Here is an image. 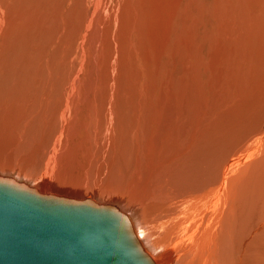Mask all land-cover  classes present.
Wrapping results in <instances>:
<instances>
[{"label":"rangeland","instance_id":"374dc122","mask_svg":"<svg viewBox=\"0 0 264 264\" xmlns=\"http://www.w3.org/2000/svg\"><path fill=\"white\" fill-rule=\"evenodd\" d=\"M261 1L259 3L258 0H100V2L99 0H0L5 6L3 14L0 5V13L3 14L0 15V18L4 17L3 26L0 20L2 27L0 28V63L1 61L5 62L4 74H0V105H2L0 106V130L6 127L4 130L6 137L0 136V149L2 150V152L0 151V165L6 167L2 171L11 168L10 170L15 171V174L17 173L23 179L17 180L35 182L30 183L31 186L48 180L52 184H56L57 187L59 185L60 189L62 185L66 184L65 186L70 185V191L77 188L76 193L99 192L103 195L102 197L106 196L105 198L111 200L108 195L115 191L111 190V192L110 189L122 186L124 177H127H125L126 180L129 177L125 171L124 174L119 173L115 165L111 168L112 162L110 163V161H119L121 153L119 150H124L122 148L124 145L121 142L120 144L117 142V144L112 139L114 133L109 134L110 130L104 121L106 118L112 117L105 116L107 115L104 114L105 110L108 106L111 110L114 108L115 111L112 110L109 114L114 119L118 118L124 122L128 116L124 111L125 107L128 110L135 100V96L150 95L148 92L153 89L155 92L151 91L152 95H156L154 100L158 105L161 102L159 108L163 109L166 105L165 107H173L174 110L179 111L180 107L185 109L187 106L195 111L199 101L203 105L204 101L202 102V100H206V102L210 100L212 106L203 113L200 119L202 126L199 133L203 134L204 132L203 135H206V129L209 130L214 125L216 126L215 130L218 126L221 127L227 123L232 125L236 123L237 120L231 122L232 117L230 118L231 115H229L233 112H237L233 115H237L239 120L246 118L243 123L248 126V129L253 131L258 127L259 132L262 125L258 124L264 123V103L260 109L257 106L261 100L264 101V50H262L264 47V0ZM94 11L97 12L95 15ZM239 32L244 35L241 36ZM93 40L97 41L96 51ZM250 69L255 70V73L254 71L248 73ZM72 78L78 85H76L74 97L70 96L66 100L71 104V108H68L70 109L68 116L72 119L68 117V124L71 125L76 116L74 99L76 103L79 101H76V95L83 92L82 90L88 89L87 86L91 84V88H93L91 91L94 94L92 99L94 97V100L99 101L100 99V104H96V100L92 101L93 103L88 101L93 105H100V107L102 105V109L105 108L104 112L101 111L102 113H99V110L96 112V116L102 121L94 124L96 127H100L98 131L97 128H93L95 126L91 125V128L88 129L89 133L86 127L78 125L80 122H84L82 120L86 118L85 113L81 115V119H78V123L74 122L77 125L70 126V129L73 130L69 129L70 133L67 131L69 125L61 124H64L65 116L63 119L60 116L62 122L59 121V107L65 101L63 96L66 95L63 90L70 87V84L67 83ZM163 86H167L166 90ZM250 87L256 91L252 90L253 93ZM256 87L257 89H255ZM236 88L241 90L240 93H237ZM137 92L139 93L137 94ZM43 93L50 95L47 94L50 97L47 108V105L44 106L42 103ZM248 93L250 94L248 95ZM197 94L199 95L197 96ZM157 97L161 98L160 102ZM108 98L111 103L110 100L107 101ZM254 99L255 104L253 103ZM114 100H117L119 106L114 104ZM243 100L245 101L243 102ZM101 102H105L106 106ZM33 103L35 106L33 105L32 109ZM126 103L128 108L125 106ZM239 103H243V105ZM194 104L197 106L195 107ZM12 105L18 109L19 118L12 113L11 110H14ZM38 105L41 107L38 108ZM253 106L254 108H252ZM117 107L119 111L116 109ZM31 109L35 111L39 109L37 114L48 113L47 118L39 116L29 122L26 112ZM121 111L124 115L120 113ZM109 114L108 116H110ZM114 114H116L115 117ZM247 114H249L248 117ZM3 121L4 123L7 121V123L4 125ZM203 124L204 128L206 127L205 130ZM60 125L63 126L62 129H60ZM22 126L24 127L22 128ZM25 127L27 133L23 132ZM77 129L80 130L79 134L81 135H78ZM183 129L185 132L186 128ZM6 130L12 132L9 133L10 137H7ZM17 131L22 141L19 134L17 136ZM21 131L26 136L21 135ZM71 132H75L74 135ZM86 136L89 137V140L85 139ZM95 136L99 138H95ZM198 140L196 142H202V137ZM224 140V143L219 142L222 144L221 147L217 143L219 146L212 144L210 149L220 147V150L217 148L218 150H214V153L209 150L212 155L215 154L214 157L218 156L219 159L215 157L217 163H221L219 161L222 160L224 163L226 160L224 157H230L228 152L232 155L237 150L230 149V145L234 141L232 136ZM15 145H18L21 150ZM55 146L56 148L58 146L59 151H65L64 157L56 153L55 159L58 163L63 164L62 166L58 163L60 166L56 165L55 159L52 160L47 156ZM71 148L78 151L77 153L81 152L70 158L68 155ZM200 148L198 151L201 150ZM45 151H47L46 154ZM104 153L109 157L104 156L106 155ZM210 153L206 152V155L208 156ZM224 153L227 154L224 155ZM74 161L77 162L74 163ZM78 163L81 166H78ZM104 166L110 168L107 170V168L104 169ZM119 166H121V160ZM220 167L215 171L219 172ZM115 171L116 173H114ZM117 174H121L120 180L117 179ZM216 174L218 173L216 172ZM7 176L12 177L9 174ZM117 180L120 183H117ZM69 182L73 183V186ZM66 189L68 190V188L64 190ZM127 197H125L126 200ZM97 200L100 202L99 199ZM103 202L110 203L107 200ZM147 231L154 237L158 235L153 232L152 228ZM178 262H180L179 259Z\"/></svg>","mask_w":264,"mask_h":264},{"label":"bare ground","instance_id":"6f19581e","mask_svg":"<svg viewBox=\"0 0 264 264\" xmlns=\"http://www.w3.org/2000/svg\"><path fill=\"white\" fill-rule=\"evenodd\" d=\"M258 2L260 3L262 1L258 0ZM2 3L3 2H0L1 11L3 13L5 6ZM2 13H0V15L4 14ZM96 13L97 12L94 11V15ZM3 18L2 16L0 18L2 26H3V22H2ZM0 28H2L1 25H0ZM88 28H89V24H88ZM97 32H100V31H97ZM242 34L241 36L244 35ZM3 36H5L4 33H3ZM97 37L98 36H96V38ZM93 46H94V50L96 51V48H97L96 40H93ZM263 48L262 50H264ZM97 54H98V51H97ZM4 63L2 61L0 63V74H4V70H5ZM258 66L260 68V65ZM250 71H254L255 73V70H251V69L248 70V73ZM253 82H256V81H253ZM67 84H70V87H68L66 90L64 88L63 91L65 92L66 95L65 97L63 96V98H65V101L63 102L62 105L60 104L61 106L59 107V121H61L60 116L62 117V119L64 118V116L66 118V120L64 121V124L61 123L62 121L59 123H61L64 126L69 125L68 117L70 118V116H68L69 115L68 111L70 109L68 108H71L70 102L68 101L66 102V100L70 96L74 97L73 95L76 94L75 88H77L76 85H78L76 84V80L73 78L72 80L70 79ZM167 84H164V85H167ZM251 86H252V83H251ZM254 86H255V83H254ZM91 87L92 86L90 84L87 86L88 89L82 90V88L81 89L79 88V90L83 91L81 92L82 94L79 92L75 97L77 98L76 101L78 100L79 101L76 103L74 99V110L76 113L74 122L78 123L77 122L78 119H81V115L85 113L86 118L82 120L84 122L83 123L80 122L78 125L86 127L87 131L89 128H91L90 127L91 125L95 126L94 124H97L98 121H101V119L99 120L98 117L96 116L97 110H99V113L101 111L104 112L105 110V108L102 109V105L101 107L100 105H96V104H100L99 103L100 99L99 101L95 99L97 103L94 102L96 104L94 105L92 104L93 103L92 101H95L94 100L95 97L92 99L94 94L91 91L93 89ZM166 87H164L165 90H166ZM155 88H157V86H155ZM255 89H257V87ZM250 90L252 91L254 89L251 88ZM151 91L149 90L148 92V94L150 93V95L145 94L142 96L141 95L135 96V100L133 99L134 101L132 102V105L130 108H128L127 103H126L127 105L125 104L128 110H126V107L124 106L125 107L124 111L126 112V114H128V116L124 120V122H121L118 118L114 119L113 116L109 114L110 111L112 110L115 111L113 107H112L113 109L111 110L108 106L105 110L106 112L104 113V114H107L105 116L112 117L109 119L106 118V120L104 121L108 126L107 127L108 130H110L109 134L110 133L115 134V135L112 134V139L115 140L116 143L118 142L120 144L121 142L125 147V148L122 147L124 150H119V152L121 153H120V159L118 162H113V160L110 161V163L112 162L111 168H113V165H115V168L116 170H118L119 173L124 174V171H125V173L126 172L128 173V177H129L128 180H126L127 178L126 176H125L126 178L124 177L125 181L123 179V183H121L122 186L113 187V189L112 188L110 189V191L114 190L117 193V196H116V193L114 192L115 193L114 194L112 191H111L112 194L108 195L109 197H111L110 198L111 200H109V198L108 199L105 198L106 196L102 197L103 195H101L99 192H90L88 194L78 193V192L76 193L75 190L77 188L74 191L72 190L70 191L69 190V188H71L70 185H68L69 186L68 187V186H65L66 185L65 184L64 186L65 188H68V190L67 189L64 190L65 188H63L64 187L63 185L60 189L58 188L59 185L57 187L55 186L56 184H52L48 180L47 181L43 180L44 182L40 184L36 183L32 187H37L39 190L47 194L66 196L68 198H76V199L90 198L100 204L114 205L118 209V211L120 210L122 213H125L131 219L134 230H135V234L141 244V247L143 248V250H145L146 252L150 254L155 264H179V263L180 264H264V123L261 122V124H258V121H256L259 126L262 125V128H260L261 130L259 129L260 130L259 132H258V127H256V129L252 131V129L251 130L248 129L247 128L248 126H246L243 123V120L246 118H244L243 115L239 112V114H241L242 117L244 118L242 119L241 117L242 120H239L236 117L237 115H233V114H236L237 112H233V113H230L229 115H231L230 118L232 117L231 122L232 120L233 121L237 120L236 123H234L233 125L231 123H230L231 125L227 123L221 127L218 126L216 128L217 130L216 129L214 130V128L216 127L215 125L212 126L211 129L205 130L206 127L204 128V124H203L204 130L207 131V133H205L206 135H203L204 132L203 134L199 133V131L201 130V126H202V123H200L201 122L200 119L203 113H205V111H207L212 106L211 105L212 102H209L210 100H208V102H206V100H202V102L204 101L203 105L202 103H200L201 101L197 103V105L199 104L198 106L194 104L195 107L197 106L195 108V111L188 108L187 106L186 108H188L189 110L186 108L183 109L184 107L183 108L180 107V110L178 111V110H174L173 107H169V106L165 107L166 105L164 106V104H163L164 106V109H163V108H159V106L161 105V102H160L161 98L157 97L159 98V102H160V104L158 105V103L154 100L156 95H152V93L155 91L153 92ZM240 91L241 90H238L237 93H240ZM138 93L139 92H137V94ZM47 94L46 95L44 94L42 98L40 97L43 101L41 102L44 104V106L45 104L47 105L46 108L48 107L49 98H50L49 97L50 95L48 94L49 95L48 96ZM249 94L250 93H248V95ZM198 95L199 94H197V96ZM238 96L240 95L238 94ZM34 97H37V96H34ZM81 97L82 99L80 100ZM110 98L112 99V96ZM88 100L91 101L92 103H90ZM108 100L110 99L108 98L107 101ZM107 101L106 103H108ZM114 101L116 102L117 100H114ZM244 101L245 100H243V102ZM109 102L111 103V100ZM115 102L114 104H117V102L116 103ZM250 102H252V100ZM254 102H256L255 99L253 100V103ZM106 103L101 102V104H105V106H106ZM237 103L235 104L237 105ZM263 103L264 101L261 100L260 103L257 105L259 109ZM173 104H176V103H173ZM33 105L34 103L32 104V109H33ZM241 105H243V103ZM117 106L119 105L117 104ZM37 107L39 108L41 106L38 105ZM120 108H121L120 110H122V107ZM252 108H254V106ZM32 109L26 112L28 113V117H27L28 119L27 118L26 119L29 120V122L33 121L39 116L44 117L45 119L47 118L48 113L46 114V112H42V113L37 114V111L39 109L38 110L36 109V111ZM116 109H118V107ZM11 111L13 114H15V116L18 117L19 111L17 108L14 107V110H11ZM114 111L113 113H115ZM165 111H168V112H165ZM15 112H18V113H15ZM120 113H122V111ZM108 114L110 116H108ZM115 115L116 114H114V117ZM248 115L249 114H247V117ZM3 117L1 118L3 119ZM99 117H100V114H99ZM117 117L121 118L122 116H117ZM82 118L84 117L82 116ZM70 119H72V117ZM74 122L71 125L67 126L68 132H69L70 126L72 127L73 124L77 125ZM6 123H4V125ZM62 125H60L61 126L60 129H62L63 127ZM23 127L24 126H22V128ZM184 127L186 128L185 132L183 129ZM5 128L6 127L0 130V136H5L4 134ZM93 128L94 129L97 128L96 130L98 131V128L100 127L95 126ZM65 129H63V131ZM71 129L70 131H73ZM26 130L27 128L25 127L23 132H26ZM18 131H17V136L19 134ZM79 131L80 130H78V135H81L79 134ZM9 133L11 134L12 132L8 130L7 137L10 135ZM20 133L21 135L23 134L22 131ZM74 133L75 132L73 133L71 132L72 135H74ZM23 135L26 136V134H23ZM230 136L234 138V141L229 140V141H232V144L230 145V149L232 148L235 150L237 149L236 152L233 153L232 155L230 152H228L229 153L228 155H230V157L229 158L227 157L228 160L226 157H224L226 159L224 163H222L223 160L219 161L221 163L215 162V157H217V159L219 158L218 156L214 157L213 155L215 154L212 155L210 151L211 152L213 151L212 153H214L215 152L214 150H216L217 148H219L220 150V147L222 144H219V142L221 141V143H224L223 142L225 141L224 139H227L228 137L230 138ZM67 137H69V134L67 135ZM97 137L98 136H95V138ZM201 137H202V142L200 143L196 142ZM19 138H21L20 134H19ZM85 139L89 140V137L86 136ZM242 139L244 140L240 142ZM21 141H22V138H21ZM198 141H201V140H198ZM82 143L84 142L82 141ZM106 143L109 144V142L107 141ZM217 143L220 145V147L210 150L212 148V144H217ZM13 144H16V143H13ZM218 144L217 146H219ZM16 147L18 148V145ZM198 147L199 148L201 147L200 148L201 150H199L200 152L198 151L199 149ZM55 148L56 146L53 148V151L50 150L48 152L49 155H47L52 160L56 158L57 156L56 153L60 154V156H63L65 152L64 150H61L62 148L60 149L61 151H59V149H57L58 146L55 152ZM66 148H69V147H66ZM18 149L21 150V148H18ZM10 150H13V149L10 148ZM0 151L2 152L1 149ZM77 152L78 151H74V149L71 148L68 157L73 158L75 154H79L81 151H79V153ZM206 152L207 153L209 152L211 156L210 155L207 156ZM44 153L46 154L47 151H45ZM226 154L224 153V155ZM104 156H107V154ZM73 160H76V159H73ZM120 160H121V166H119ZM55 161H56V165L60 164L57 162L56 159ZM75 162L77 161H74V163ZM68 163L70 162L68 161ZM79 163H78V166L79 165L81 166V164ZM215 163L217 164L216 166H215ZM218 164H221L222 166L220 167ZM1 165H0V175L5 174L2 176H7L9 174L16 180L17 179L23 180L20 177V175H17V173L15 174V171L10 170L11 168L10 169L7 168L4 171H2L6 167H3ZM60 165L62 166L63 164H60ZM66 166L68 165L66 164ZM217 166L220 167L219 172L215 171L216 168H219ZM105 168L107 167L104 166V169ZM108 168L110 167L108 166ZM216 172L218 174H216ZM107 173L110 174L109 172ZM114 173H116V171ZM120 175L121 174L116 175L118 180H120L119 179ZM118 180H117V183H120ZM26 182L25 183L28 185L30 183H35L32 181L31 182L26 181ZM69 183L71 185L73 184L71 182ZM97 184L98 183H96V185ZM80 196H82V198H79ZM86 196H90V197H86ZM125 197H127L128 201L126 200ZM97 199H99L100 202ZM101 200L103 201L107 200V202L109 201L110 203H106ZM181 207H182V210H181ZM150 228L153 229V232L155 234H158L156 237H154L153 234L147 231V229H149L150 231ZM178 259L180 260V262H178Z\"/></svg>","mask_w":264,"mask_h":264},{"label":"water","instance_id":"95a60500","mask_svg":"<svg viewBox=\"0 0 264 264\" xmlns=\"http://www.w3.org/2000/svg\"><path fill=\"white\" fill-rule=\"evenodd\" d=\"M0 264H155L111 204L47 194L0 175Z\"/></svg>","mask_w":264,"mask_h":264}]
</instances>
